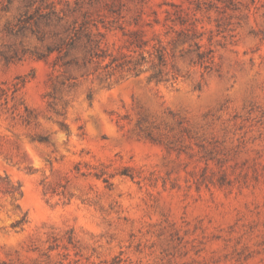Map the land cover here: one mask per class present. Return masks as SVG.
Here are the masks:
<instances>
[{"label": "rangeland", "instance_id": "1", "mask_svg": "<svg viewBox=\"0 0 264 264\" xmlns=\"http://www.w3.org/2000/svg\"><path fill=\"white\" fill-rule=\"evenodd\" d=\"M0 264H264V0H0Z\"/></svg>", "mask_w": 264, "mask_h": 264}, {"label": "trees", "instance_id": "2", "mask_svg": "<svg viewBox=\"0 0 264 264\" xmlns=\"http://www.w3.org/2000/svg\"><path fill=\"white\" fill-rule=\"evenodd\" d=\"M175 27L180 25L181 29L174 32L177 34L171 41H168L166 45L162 39H157V42L152 44L146 41L139 31H132L129 40H127V49L129 54H125V63H120L114 56L111 57V61L108 66L116 67V69H124L129 72H133L136 76H140L146 72L149 68L155 70V74L151 78L163 81L166 76L170 75L169 72H165V68L168 66L170 60H174L177 57L176 49L178 45L188 46V48L181 51V57L190 61L193 65H199L204 68H208L209 63L213 58V50H207L203 43V33H201L196 25L188 26L183 20L179 18L178 22H174ZM90 39V38H89ZM96 46L98 51L91 55V60L97 59L104 61L108 56L103 54V50L99 48L97 42ZM55 50L50 51L53 53ZM39 59H45V56H38ZM210 61V62H209ZM177 76L167 78L166 80H176ZM107 182V181H106Z\"/></svg>", "mask_w": 264, "mask_h": 264}]
</instances>
